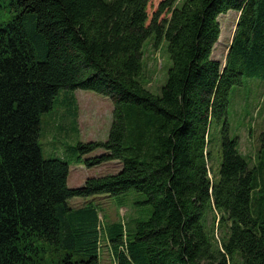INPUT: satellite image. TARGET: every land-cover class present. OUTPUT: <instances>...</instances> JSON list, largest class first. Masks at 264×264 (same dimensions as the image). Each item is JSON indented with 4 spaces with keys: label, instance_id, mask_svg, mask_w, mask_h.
Segmentation results:
<instances>
[{
    "label": "trees",
    "instance_id": "obj_1",
    "mask_svg": "<svg viewBox=\"0 0 264 264\" xmlns=\"http://www.w3.org/2000/svg\"><path fill=\"white\" fill-rule=\"evenodd\" d=\"M0 7L10 14L0 20V264H99V210L68 201L130 190L153 211L147 221L105 225L117 264H264V133L252 166L228 121L232 89L264 77V0ZM231 10L240 16L223 64L213 51L219 17ZM152 36L155 47L167 41L172 61L160 94L143 81ZM77 89L114 107L108 141L79 149L104 148L88 165L121 169L70 188L69 164L44 158L39 136L42 115Z\"/></svg>",
    "mask_w": 264,
    "mask_h": 264
},
{
    "label": "rangeland",
    "instance_id": "obj_2",
    "mask_svg": "<svg viewBox=\"0 0 264 264\" xmlns=\"http://www.w3.org/2000/svg\"><path fill=\"white\" fill-rule=\"evenodd\" d=\"M9 17V12L0 7V20L6 22ZM238 20L239 14L234 10L219 17L221 35L214 48V57L223 64ZM155 44V36H152L144 45L143 81L150 91L160 94L167 82L172 61L167 41L160 42L158 47H155ZM113 108L110 97L91 90L77 89L62 91L53 109L42 115L39 136L42 154L46 159H62L69 164L70 188L83 186L89 177L117 174L120 171L121 164L118 161L88 165L107 153L104 148H94L84 153L79 149L80 144L108 141L113 122ZM228 121L230 137H238L241 154L252 166L256 165L262 147L260 136L264 133V77H246L242 85L232 89ZM220 138L221 134L218 132L215 138L218 144ZM214 152L216 153V150ZM145 201L146 196L136 190L118 196L99 194L75 197L68 201L72 208L94 205L99 210L101 220L99 264H117L106 245L105 225L149 220L153 207Z\"/></svg>",
    "mask_w": 264,
    "mask_h": 264
},
{
    "label": "crops",
    "instance_id": "obj_3",
    "mask_svg": "<svg viewBox=\"0 0 264 264\" xmlns=\"http://www.w3.org/2000/svg\"><path fill=\"white\" fill-rule=\"evenodd\" d=\"M237 13H238V12H237ZM238 14H239V16H240V13H238ZM214 52H215V50L213 51V58H215V57H214ZM216 59H217V58H216ZM99 251L101 252V250H99Z\"/></svg>",
    "mask_w": 264,
    "mask_h": 264
}]
</instances>
